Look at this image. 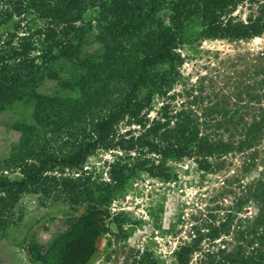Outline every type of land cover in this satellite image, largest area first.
Instances as JSON below:
<instances>
[{
    "label": "trees",
    "instance_id": "obj_1",
    "mask_svg": "<svg viewBox=\"0 0 264 264\" xmlns=\"http://www.w3.org/2000/svg\"><path fill=\"white\" fill-rule=\"evenodd\" d=\"M7 25L0 114L21 111L18 139L0 158V239L21 223L25 196L40 208L83 209L49 247L28 245L29 264H85L102 216L142 176L175 181L184 161L214 174L235 155L243 172L264 166V66L253 86L222 91L202 78L176 89L190 31L211 41L259 38L264 0H0ZM45 80L53 92L38 90ZM102 153L111 154L106 167H88ZM222 184L241 190L205 235L215 250L196 264H264V175ZM249 203L255 215L241 218ZM223 236L230 240L214 243ZM200 241L179 246L176 264H191Z\"/></svg>",
    "mask_w": 264,
    "mask_h": 264
},
{
    "label": "rangeland",
    "instance_id": "obj_2",
    "mask_svg": "<svg viewBox=\"0 0 264 264\" xmlns=\"http://www.w3.org/2000/svg\"><path fill=\"white\" fill-rule=\"evenodd\" d=\"M10 29V25L1 27L0 34ZM189 37V42L180 49L184 62L177 90L197 84L202 78L205 84L212 78L222 91L253 86L260 81L264 35L247 41H211L198 38L194 28ZM54 87L53 81L45 80L38 90L51 93ZM20 111L21 107H14L0 114V158L18 139L12 126ZM263 146L264 143L260 148ZM110 155L92 156L87 165L97 169L106 167L104 162ZM241 159L239 155L228 157L223 171L206 175L197 172L192 162L184 161L175 165L178 177L172 182L142 176L102 216V233L95 252L85 264H148L150 261L176 264L174 252L178 247L201 237L198 250L190 256L191 264L198 263L202 258L200 252L215 250L205 235L224 219L234 194L239 195L241 190L234 185L222 189L224 177L243 178L245 183L264 175V166L258 160L254 167L243 172ZM23 202L27 212L21 223L0 239L1 264H29L27 247L32 241L42 248L49 247L83 211L81 208L74 214L60 206L40 208L33 196H25ZM255 213L256 205L249 203L239 216L251 218ZM220 240L229 241L230 237L223 236L214 243L220 244Z\"/></svg>",
    "mask_w": 264,
    "mask_h": 264
}]
</instances>
